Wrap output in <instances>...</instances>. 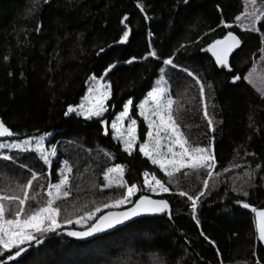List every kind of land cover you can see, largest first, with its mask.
<instances>
[{"label":"trees","instance_id":"16d2710c","mask_svg":"<svg viewBox=\"0 0 264 264\" xmlns=\"http://www.w3.org/2000/svg\"><path fill=\"white\" fill-rule=\"evenodd\" d=\"M137 3L145 5L148 19ZM241 11L242 0H0V119L25 136L52 132L49 141L60 142L54 166L68 159L74 167L71 195L58 202L61 219L82 214L74 204L77 208L87 204V210H94L108 197L123 194L119 189L101 192L93 187L103 185L102 171L112 164L125 165L129 183L142 185L144 171L155 172L167 183L164 173L138 147L131 156L124 153L111 133L104 134L99 120L65 116L68 106L78 104L84 95L87 79L103 77L111 64L116 67L104 77L112 93L105 119L111 121L128 99L138 104L164 68L182 131L200 146H208L215 137V171L222 174L221 182L198 203L199 226L192 218L191 202L173 195V188L170 193L153 195L169 200L172 219L165 215L139 218L88 241L49 234L43 244L18 259L20 264H157L158 260L164 264H264V243L258 239L253 213L236 203L243 200L264 208V83L254 78L264 71L259 60L264 44L259 33L236 27L234 18ZM125 15L131 32L121 44ZM222 19L233 24V29H223ZM229 30L242 39L241 48L230 58L233 73L216 66L211 55L201 51ZM153 50L160 60H144ZM169 57L179 68L163 65ZM254 64L252 84L243 78L232 83L234 73L243 77ZM180 68H187L206 85L215 132L203 119L198 85ZM133 116L138 119V133L145 136L146 124L138 112ZM21 163L47 172L34 153L22 154L16 164L0 161V188L30 178L27 168L19 167ZM225 168L232 170L224 173ZM253 170L255 187L249 196L233 192V178ZM177 178L183 190L196 195L207 176L201 171L199 178L183 173ZM40 183L45 182H34V191H42ZM212 183L210 180V186ZM62 229L83 230L71 224L58 231Z\"/></svg>","mask_w":264,"mask_h":264},{"label":"snow or ice","instance_id":"6c2138e0","mask_svg":"<svg viewBox=\"0 0 264 264\" xmlns=\"http://www.w3.org/2000/svg\"><path fill=\"white\" fill-rule=\"evenodd\" d=\"M48 2L49 0H44V3ZM184 2L187 3L188 0H184ZM136 7L140 12L145 13V19L149 18L143 3H137ZM127 21H129V17L123 16L121 24L124 25V29H122V36L118 43L123 44L129 39L131 29L128 27ZM234 21L236 27L243 32L259 33L261 43L264 44V0L260 4L257 3V0H243V11L235 16ZM220 25L223 29H233V24L227 23L223 19L220 21ZM36 30L39 31V27ZM213 31L215 30L213 29ZM205 35L208 34L205 33ZM241 45L242 39L233 30H229L223 38L214 39L201 51L209 53L214 58L215 64L221 69L233 73L230 57L237 49L241 48ZM103 51L104 49H101V52ZM259 52V60L264 63V46L259 49ZM149 57L160 60L155 50L149 52L143 59L148 60ZM132 62L133 60L127 61V63ZM162 63L172 69L179 68L174 63L173 57L164 59ZM115 67V64L109 65L105 69L103 77L99 79L95 75L91 76L88 94L79 105L68 106L65 116L74 115L82 117L86 121L99 120L104 126V134L111 133L112 138L122 145L124 153L131 156L138 147L139 153L164 173L168 178L167 183L158 178L155 172L149 171L143 172L142 185L129 183L125 178V165L112 164L102 171L103 185L94 184L93 187H99L101 192L105 189H119L123 190V194L116 198L108 197L102 206L96 205L94 210H87V204L81 208H77L74 204L72 207L82 214L76 215L75 218L72 214H67L61 219L62 208L58 202L66 200L71 195L74 167L68 159L62 161V166H54V161L59 157L58 144L60 142L51 143L49 141L52 133L25 136L23 133L13 131L4 120L0 119V138H4L0 140V161H11L16 164L22 154L34 153L38 161H42L47 168V172L42 173L21 163L19 167L27 168L30 178L24 183H15L14 187L0 188V264H9V262L20 264L18 258L27 253L28 248L43 244L45 237L57 233L65 224H88L85 231H67L66 233L69 237L86 238L119 225H125L126 222L134 221L135 218L144 215L167 214L168 218L172 219L169 200L154 199L152 196L144 194L145 189L160 195L170 193L175 188L176 191L172 194L186 197L191 202L192 218L197 226L200 225V220L196 215L198 203L221 182L222 174L215 171L217 165L213 145L215 137L211 138L208 146L190 142L177 119L178 109H174L176 101L173 98L164 68H161L158 79L155 80L141 102L136 104L133 99H128L123 104L122 110L118 114H113L114 118L111 121L105 119V114L109 111L107 102L112 93L111 84L106 82L104 77H107ZM179 70L187 73L198 85L203 119L207 122L209 130L215 132L214 118L209 113L206 102V85L187 68ZM255 71L254 64L252 70L243 77L234 73L232 83L235 84L243 78L252 84ZM207 87L211 88V85H207ZM134 112H138L142 122L146 124V135L143 137L138 133V119L134 118ZM69 143L72 142L69 141ZM104 155L114 158L109 152H105ZM245 155H247L246 152ZM233 167L239 166L233 165ZM55 168L59 169V176L56 182H53ZM231 170V168H225L223 172L228 173ZM201 171L206 173L207 178L203 179V187L196 195H191L189 191L181 188L177 174L183 173L184 177L195 174L199 178ZM210 180L213 181L211 186ZM37 181L45 182L39 184L41 192L34 191V182ZM253 187H255V170L245 171L242 176L234 177L231 184V190L243 197H248L249 190ZM92 203L96 202L92 201ZM236 203L244 209H250L254 214L258 239L264 242V210H258L243 200H237ZM121 206H127L126 210L108 211L107 214L97 215L101 212L102 207L118 209ZM201 235L203 236L204 233L201 232ZM205 239H207L206 236ZM157 264H164V262L158 260Z\"/></svg>","mask_w":264,"mask_h":264},{"label":"water","instance_id":"95a60500","mask_svg":"<svg viewBox=\"0 0 264 264\" xmlns=\"http://www.w3.org/2000/svg\"><path fill=\"white\" fill-rule=\"evenodd\" d=\"M236 34V33H235ZM237 35V34H236ZM231 58V57H230ZM213 59V61H214V58H212ZM215 63V62H214ZM216 65V64H215ZM217 66V65H216ZM219 67V66H218ZM4 138H0V140H3ZM8 139H12V138H8ZM145 194V193H144ZM147 195H149V194H147ZM150 196H152V195H150ZM152 198H154V199H159V197H154V196H152ZM165 199V198H164ZM126 207L127 206H125V207H123V208H118V209H108V210H105L104 212H102L100 215H103V214H107V212L108 211H123V210H126ZM170 207H171V205H170ZM258 210H264V208H262V209H258ZM252 213V212H251ZM162 215H165L166 216V218H168V215L167 214H156V215H144V216H141V217H137V218H135V220L136 219H139V218H143V217H153V216H162ZM253 216H254V214H253ZM169 219V218H168ZM255 220V219H254ZM130 222H132V221H129V222H126V224H128V223H130ZM125 224V225H126ZM122 226H124V225H119V226H117L116 228H113V229H109V230H106L105 232H101V233H97V234H94V236H92V237H86V238H76V237H74L75 239H77V240H79V241H88V240H92V239H94V238H96V237H98V236H101V235H104V234H106V233H109V232H112V231H114V230H116V229H118V228H120V227H122ZM256 226V225H255ZM85 230H87V228L86 229H83V230H77V229H62V230H60V231H58L57 233H56V235H66V233H67V231H85ZM257 235H258V232H257ZM49 238V236H47V237H45V239H44V241L46 240V239H48ZM264 243V242H263ZM37 246H39V245H33L31 248H28V251H27V253L32 249V248H35V247H37ZM26 254V253H25ZM25 254H22V256L20 257V258H22ZM20 258H18V259H20Z\"/></svg>","mask_w":264,"mask_h":264},{"label":"rangeland","instance_id":"374dc122","mask_svg":"<svg viewBox=\"0 0 264 264\" xmlns=\"http://www.w3.org/2000/svg\"><path fill=\"white\" fill-rule=\"evenodd\" d=\"M242 2H243V0H242ZM262 2V0H257V3L258 4H260ZM263 65H264V63H263ZM263 73H264V71L262 72V74L260 75V74H255L254 75V78L257 80V81H259V82H261V84H263L264 83V76H263ZM160 74V73H159ZM91 77V76H90ZM89 77V78H90ZM158 77H159V75H158ZM158 77L156 78V79H158ZM89 78L87 79V82H86V90H85V93H84V95L82 96V98L80 99V101H79V103L82 101V99L88 94V88H89V84H90V80H89ZM98 79L99 78H101V77H97ZM155 79V80H156ZM155 82V81H154ZM146 96V95H145ZM145 98V97H144ZM143 98V99H144ZM142 99V100H143ZM141 100V101H142ZM140 101V102H141ZM79 103L78 104H76V105H71V106H77V105H79ZM118 114V113H117ZM109 127H110V124H109ZM48 133H52V132H48ZM45 134V133H44ZM51 137V136H50ZM50 137H49V139H50ZM113 139V138H112ZM115 142H117V143H119L117 140H115V139H113ZM120 144V143H119ZM121 145V144H120ZM121 147H122V145H121ZM57 160V159H56ZM64 159H62L61 161H60V166H62V161H63ZM151 162V161H150ZM57 173H58V176H59V169L57 170ZM143 179H144V177H143ZM56 182V181H55ZM144 193L145 194H149V195H156V194H153V193H151V192H148L147 191V189H145L144 190ZM123 207H125V206H121V208H123ZM105 210H108L107 208H101V212L103 211H105ZM100 212V213H101ZM99 213H97V215H98ZM90 223V222H89ZM70 224H65V225H63V227L65 226V227H68ZM74 228H78V229H83L84 227H86L88 224H75V223H73V224H71ZM257 232V231H256Z\"/></svg>","mask_w":264,"mask_h":264}]
</instances>
